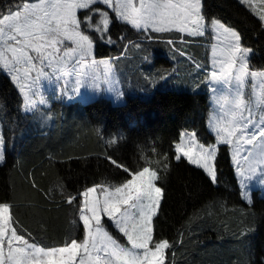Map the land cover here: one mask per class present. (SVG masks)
Returning a JSON list of instances; mask_svg holds the SVG:
<instances>
[{"label": "trees", "instance_id": "1", "mask_svg": "<svg viewBox=\"0 0 264 264\" xmlns=\"http://www.w3.org/2000/svg\"><path fill=\"white\" fill-rule=\"evenodd\" d=\"M18 2L0 0V15ZM204 3L210 18L246 31L242 43L253 48L264 68V34H251L258 17L249 7L239 0ZM112 31L118 33L113 36L116 43H96L94 55L113 61L126 98L123 104L114 105L105 97L85 103L58 100L28 112L23 109V94L0 65V128L5 136L0 202L12 204L17 221L13 227L40 246L82 240V201L68 203V197L85 187L129 180L122 168L106 159L111 157L135 173L145 167L157 172L156 183L166 190V201L154 218V237L175 241L166 250L165 264H173V255L174 264H238L245 257L250 264H264V196L255 191L247 204L223 148L218 155L222 174L218 185L209 184L202 170L186 158H174L182 131L208 136L207 92L179 91L169 80L171 74L194 67L189 53L199 49L198 44L187 36L188 43L182 42L177 31L137 32L130 25L110 26ZM123 36L128 39L119 38ZM143 49L151 54L148 61L143 60ZM170 50L175 60L163 53ZM161 70L164 77L155 84L144 79ZM242 209L249 215H242ZM253 219L255 230L244 235L241 229Z\"/></svg>", "mask_w": 264, "mask_h": 264}, {"label": "snow or ice", "instance_id": "2", "mask_svg": "<svg viewBox=\"0 0 264 264\" xmlns=\"http://www.w3.org/2000/svg\"><path fill=\"white\" fill-rule=\"evenodd\" d=\"M80 0H39L38 3H29L26 0L8 5L7 14L0 18V65L11 74L12 81L17 84L23 94L24 109L31 108L34 101L29 92L31 85L43 74L45 66L55 72L63 70L68 75V64L75 57L76 63L81 69H94L101 64L111 70L109 59L97 61L93 56L94 45L98 42L115 44L113 36L115 31L110 32V26L115 29L120 25H130L137 32L168 33L175 29L180 33L190 36H204L206 21L216 33L218 45H213V63L219 64L222 75L229 80H236L242 85L249 76L253 80L264 81V70L250 71L249 63L253 48L244 46L246 31H237L236 27L222 23L219 18L209 17L204 0H109L108 9L114 16L108 17L105 25L103 20L90 28L82 29L81 24L87 25L89 18L84 15L86 6L74 7ZM241 5H247L250 11L258 17V26H253L251 34H264V0H239ZM83 10V11H81ZM78 12L80 13L78 15ZM116 21L114 23L113 21ZM91 33V34H89ZM128 39L127 36L119 37ZM66 42H71L74 47H69ZM171 43V41H169ZM137 48L139 44L135 45ZM143 56L144 61L150 59V53ZM217 56L222 59H217ZM161 70L157 74L149 73L144 79L155 84L158 79L164 77ZM175 71V70H173ZM32 73H36L33 78ZM77 73V89L83 83ZM212 79H219L214 71ZM95 76L90 84H95ZM110 88L111 82H109ZM118 90V89H117ZM228 101H225V105ZM228 111V122L220 127L222 136L214 135L212 144L215 146L214 154L209 159L215 171V176L210 175L207 167L199 162L210 151V145L197 135L196 130L184 131L179 137V142L174 145V152L179 149L180 155L174 156L177 161L187 158V162L201 169L209 184L221 183L222 174L219 172V157L221 145L231 146L232 159L236 163L237 173L242 182L245 178L253 176L260 170H264V114L257 120L250 101L239 96ZM264 113V105L259 108ZM255 126L257 131L249 133L247 129ZM211 130V129H210ZM213 133V131L211 130ZM214 134V133H213ZM185 138L186 142H185ZM5 136L0 131V161H3L5 153L3 146ZM246 146H251L250 148ZM187 152L191 159L184 156ZM247 153L246 155H242ZM110 159L111 165L123 169L131 179L138 175L132 169L122 165L116 158ZM95 187V186H92ZM87 187L75 195L68 197V203L75 201L78 205L83 201ZM247 204L252 201L248 193L242 197ZM132 200L121 202L114 200L109 205L107 220L127 240V246L120 242L107 231L102 222L97 226L95 234L89 230L85 234L84 220L82 228L84 238L78 243L75 238L66 240L63 246H40L37 242H30L25 235L18 234L17 223L12 215V204L8 201L0 202V264H165V251L174 247L175 241L158 237L153 239L154 218L162 210V201H166V190L157 186L156 191H144L134 196ZM153 210L155 214L153 215ZM241 214H249L241 210ZM254 217V213L252 214ZM150 223V235L145 237V224ZM254 219L241 229L244 235L255 229ZM79 260L77 261V256ZM173 255V264H174ZM238 264H250V259L245 257Z\"/></svg>", "mask_w": 264, "mask_h": 264}, {"label": "rangeland", "instance_id": "3", "mask_svg": "<svg viewBox=\"0 0 264 264\" xmlns=\"http://www.w3.org/2000/svg\"><path fill=\"white\" fill-rule=\"evenodd\" d=\"M26 2L38 3L39 0H26ZM108 2L109 0H80L79 3H76L74 7L83 8L86 6L84 15L89 18V23L87 25L81 24L80 27L82 29L94 27L99 23L100 20H103L106 25L108 22V17L114 16L111 10L108 9ZM3 14H7V12ZM79 14L80 13L78 12V15ZM0 18H2V14L0 15ZM172 31L176 30L173 29ZM181 34L183 35L181 40L182 42L188 43V41L184 39V36H187L193 40L191 41L192 43L196 42L195 44H198L197 46L199 49H193L192 52L189 53V59L194 64V67L191 70H186L185 72L181 71L177 74H171L169 76V80L172 79L171 82L174 81L177 83L172 85L171 88L173 87V89H177L179 91L205 90L207 92L209 109L207 112L206 126L208 136L206 137L205 135L202 139L209 143L210 151L206 153L205 157H202L199 162L203 163L207 167V171L210 175L215 176V171L211 165V160L209 159V157L214 154L215 151V146L212 144L214 135H223L219 129L228 122L227 113L232 107L231 104L239 96H243L246 101H250V106L253 107V112L256 119H260V116L264 114L259 111V108L264 105V81L260 79L253 80L252 77L249 76L242 85L240 82L234 79L229 80L226 76L222 75L220 65L218 63H213V45H218L219 42L216 39V33L211 29V26L207 21L205 24L204 36L194 37L188 35L187 33ZM66 44H68L69 47H74V45H71V42H66ZM163 53L169 56L172 54V50L165 51ZM93 56L95 57L94 49ZM171 57L173 56L171 55ZM203 57H206L207 59L206 63L204 64L200 60V58ZM95 59L97 61L109 59L111 63V70L109 71L102 64L94 69H81L80 65L76 63L75 57L68 64V75H64L62 69H58L54 72L52 68L45 66L43 69V74L40 75L39 78L36 79V82L31 85V91L29 92V95L34 101L33 105H31V108L29 109H24L23 105V109L25 111L32 112L39 106H50L52 101L61 100L67 103L79 101L85 103L96 100L100 97L110 99L114 105L125 103L126 98L122 91L121 81L117 76L113 61L110 58L95 57ZM217 59H222V57L217 56ZM173 60H175L174 57ZM249 70H264V68L260 66L258 56L254 51L250 56ZM6 71L9 72L8 70ZM214 71L217 73V76L220 77L219 79L211 78V74ZM77 73H84L80 76V79L83 80V83L79 85L78 91H76ZM93 74L96 78L95 84L98 86L90 84L93 80ZM32 76L33 78H36V73H32ZM109 82H111L112 88H110ZM226 100L228 101L227 105H225ZM247 131L251 133L257 131V129L255 126H252L249 127ZM186 139L187 138H185V142ZM219 147L220 151L221 148H223L229 158L233 172L237 178L241 196L243 197V194L246 192L248 193V198L252 200V194L255 191H258L264 196V170H260L253 176L245 178L242 182L241 176L236 171L237 165L232 159L231 146L221 145ZM246 147L250 148L251 146ZM3 151L5 153V144L3 146ZM246 154L247 153H243L242 155ZM176 155H180L179 149L176 150ZM183 155L191 159V156H189L187 152L183 153ZM137 174L138 175L133 176L131 179L122 184L87 188L88 190L85 193L84 199L82 201V207L80 209V216L84 220L85 234H87L89 230L92 232V234H95L97 226L101 224V215L104 214L105 216L103 217L102 222L105 224L103 227H105L107 231L110 232L114 237L119 239L121 243L127 245L126 238L123 237L122 234H120L118 230H116L111 225V222L107 220L106 215L109 211V205L114 200L121 202L122 206H124L123 201L126 200H132L134 204L135 200L133 198L135 195L144 191H156L157 172L153 168L145 167L141 171L137 172ZM154 214L155 210H153V215ZM2 216L3 213L0 211V218H2ZM150 228L151 224L146 223L144 229L145 237L151 234ZM153 239L156 240L154 235ZM80 241L81 240H77L78 243ZM127 246L130 247V245ZM78 260L79 255L77 256V261ZM50 264H52V262H50ZM152 264H156V261L154 260Z\"/></svg>", "mask_w": 264, "mask_h": 264}, {"label": "clouds", "instance_id": "4", "mask_svg": "<svg viewBox=\"0 0 264 264\" xmlns=\"http://www.w3.org/2000/svg\"><path fill=\"white\" fill-rule=\"evenodd\" d=\"M0 162H2V161H0Z\"/></svg>", "mask_w": 264, "mask_h": 264}]
</instances>
